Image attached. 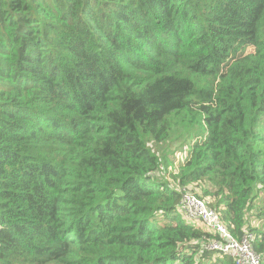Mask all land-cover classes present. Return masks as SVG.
Instances as JSON below:
<instances>
[{"label":"trees","instance_id":"1","mask_svg":"<svg viewBox=\"0 0 264 264\" xmlns=\"http://www.w3.org/2000/svg\"><path fill=\"white\" fill-rule=\"evenodd\" d=\"M184 193L264 264V0H0V264H235Z\"/></svg>","mask_w":264,"mask_h":264},{"label":"built area","instance_id":"2","mask_svg":"<svg viewBox=\"0 0 264 264\" xmlns=\"http://www.w3.org/2000/svg\"><path fill=\"white\" fill-rule=\"evenodd\" d=\"M181 211L190 222H203L205 230L214 234L205 243L204 250L218 255H228L235 264H263L254 252L250 234L235 238L216 220L215 213L207 204L196 197L184 193L181 196ZM215 235L217 237H215Z\"/></svg>","mask_w":264,"mask_h":264},{"label":"rangeland","instance_id":"3","mask_svg":"<svg viewBox=\"0 0 264 264\" xmlns=\"http://www.w3.org/2000/svg\"><path fill=\"white\" fill-rule=\"evenodd\" d=\"M252 52V48H247V49H244L243 50V55H241V56H245V55H248V54H250ZM170 146V150H173L176 146L175 145H173V144H170L169 145ZM160 149H163V148H160ZM160 154L162 155V153L160 152ZM167 155L168 156H170V153L169 152H167ZM168 161H171V160H168ZM160 162H162V165H161V167H160V171H159V174H160V176L161 177H163V181L165 182V180L169 183V182H171V179L169 178V177H167V174H168V172L172 169V164H169V162H166V161H164V160H160ZM163 162H165V164H166V166L164 165V163ZM173 163H176V162H173ZM167 177V178H166ZM172 183V182H171Z\"/></svg>","mask_w":264,"mask_h":264},{"label":"clouds","instance_id":"4","mask_svg":"<svg viewBox=\"0 0 264 264\" xmlns=\"http://www.w3.org/2000/svg\"><path fill=\"white\" fill-rule=\"evenodd\" d=\"M248 234H250V233L245 232L242 236H246V235H248ZM250 235L252 236V243H251V244H253L254 238H253V235H252V234H250ZM242 236H241V237H242ZM241 237H240V238H241ZM235 238H236V237H235ZM252 247H253V246H252Z\"/></svg>","mask_w":264,"mask_h":264},{"label":"crops","instance_id":"5","mask_svg":"<svg viewBox=\"0 0 264 264\" xmlns=\"http://www.w3.org/2000/svg\"><path fill=\"white\" fill-rule=\"evenodd\" d=\"M181 208V207H180ZM181 213H182V211H181ZM182 215H183V213H182Z\"/></svg>","mask_w":264,"mask_h":264}]
</instances>
